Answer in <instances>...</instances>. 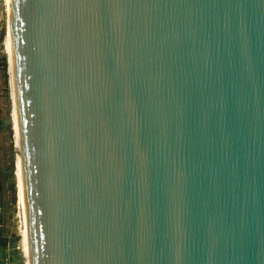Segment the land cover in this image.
<instances>
[{"label":"water","instance_id":"95a60500","mask_svg":"<svg viewBox=\"0 0 264 264\" xmlns=\"http://www.w3.org/2000/svg\"><path fill=\"white\" fill-rule=\"evenodd\" d=\"M8 41L27 264H264V0H11Z\"/></svg>","mask_w":264,"mask_h":264},{"label":"rangeland","instance_id":"374dc122","mask_svg":"<svg viewBox=\"0 0 264 264\" xmlns=\"http://www.w3.org/2000/svg\"><path fill=\"white\" fill-rule=\"evenodd\" d=\"M0 2V258H8L10 260L7 244L9 242H17L19 238V219L16 214L18 191L15 174H4L11 166L12 149L14 151L15 143L11 117L12 101L9 89L8 55L4 45L6 14L3 7L4 1L0 0ZM7 119H10V125L5 124ZM14 171L15 169H13ZM20 261L21 259L18 264H20Z\"/></svg>","mask_w":264,"mask_h":264},{"label":"bare ground","instance_id":"6f19581e","mask_svg":"<svg viewBox=\"0 0 264 264\" xmlns=\"http://www.w3.org/2000/svg\"><path fill=\"white\" fill-rule=\"evenodd\" d=\"M4 1V12L8 14L7 22V32L4 38V45L5 50L7 51L8 55V77H9V89H10V97L12 101V120H13V139L15 143L14 153H15V174L17 178V191H18V202H17V218L19 219V238H18V254L21 259L20 264H27V252H26V232H25V221L23 215V208H22V192H21V170H20V163H19V154H18V141H17V127H16V114H15V103H14V93H13V73H12V64H11V55H10V47L8 41V26H9V15L11 11V0H3ZM1 5V2H0ZM1 10V7H0ZM11 122V121H10ZM12 139V140H13ZM19 259V260H20ZM18 263V262H17Z\"/></svg>","mask_w":264,"mask_h":264},{"label":"built area","instance_id":"2783aa9c","mask_svg":"<svg viewBox=\"0 0 264 264\" xmlns=\"http://www.w3.org/2000/svg\"><path fill=\"white\" fill-rule=\"evenodd\" d=\"M0 264H11V261L8 258H0Z\"/></svg>","mask_w":264,"mask_h":264},{"label":"crops","instance_id":"0c3cea01","mask_svg":"<svg viewBox=\"0 0 264 264\" xmlns=\"http://www.w3.org/2000/svg\"><path fill=\"white\" fill-rule=\"evenodd\" d=\"M2 259V258H1Z\"/></svg>","mask_w":264,"mask_h":264}]
</instances>
